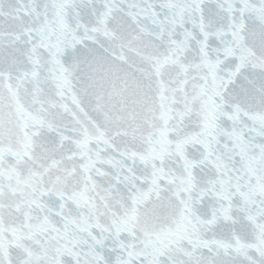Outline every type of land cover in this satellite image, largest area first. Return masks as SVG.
<instances>
[{"label":"snow or ice","instance_id":"1","mask_svg":"<svg viewBox=\"0 0 264 264\" xmlns=\"http://www.w3.org/2000/svg\"><path fill=\"white\" fill-rule=\"evenodd\" d=\"M0 264H264V0H0Z\"/></svg>","mask_w":264,"mask_h":264}]
</instances>
